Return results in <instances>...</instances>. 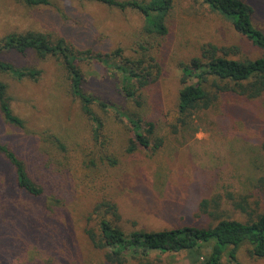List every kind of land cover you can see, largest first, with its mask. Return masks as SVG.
Instances as JSON below:
<instances>
[{
	"label": "rangeland",
	"instance_id": "1",
	"mask_svg": "<svg viewBox=\"0 0 264 264\" xmlns=\"http://www.w3.org/2000/svg\"><path fill=\"white\" fill-rule=\"evenodd\" d=\"M242 1L253 10L254 27L264 32V0ZM166 25L164 37L146 39L154 44L150 54L160 73L159 105L152 119L163 144L155 153L138 145L127 153L134 131L115 111L127 113L133 108L120 94L123 74L118 68L142 56L139 44L146 37L141 34L140 15L73 0H52L48 6L32 8L0 0V39L11 33L36 32L55 43L63 40L84 76L85 92L109 107L106 113L98 112L106 128L94 140L90 123L82 115L79 101L70 95L67 74L56 58L39 59L33 52L2 56L19 68L38 70L40 75L32 81L0 73L12 111L24 122L23 129H16L0 118V140L28 163L30 159L36 162L37 167L29 168L38 181L42 172L46 173L41 169L44 165L55 171L54 176L61 175L63 197L47 187V197L34 198L16 193L10 186L16 201L51 216V226H57L58 231L49 236L46 230L49 254L30 248L28 242L8 251L4 243L10 239H4L0 231V264H110L105 251L95 247L86 234L89 229L97 233L99 219L92 210L101 201L116 206L114 216L101 212L127 234L207 227L220 219L247 222L264 211V203L258 204L252 195L264 173V94L257 99L233 92L220 94L212 107L195 113L189 128L172 132L183 87L181 64L200 57L208 45L224 49L237 60L255 59L261 52L227 20L211 12L203 0H172ZM85 51L101 59H86ZM195 82L192 77L188 83ZM205 88L214 90L210 84ZM0 174L12 176L1 160ZM243 202L245 210H240L237 204ZM204 254V250L197 254L152 252L144 257L127 256L122 264H199L197 259L202 261ZM237 259L241 264H264V258L253 256L247 245L239 248ZM221 264L230 263L224 258Z\"/></svg>",
	"mask_w": 264,
	"mask_h": 264
},
{
	"label": "trees",
	"instance_id": "2",
	"mask_svg": "<svg viewBox=\"0 0 264 264\" xmlns=\"http://www.w3.org/2000/svg\"><path fill=\"white\" fill-rule=\"evenodd\" d=\"M14 1L32 8L48 6L52 0ZM73 1L96 3L120 12L133 11L140 15L141 34L146 37L143 44H139L142 56L135 61L127 60L118 68L123 74L120 94L125 102L131 104L133 112L115 111V115H123L134 131V140H131L133 144L127 148V153H131L137 145L155 153L163 144V140L156 136V125L152 119L159 105L157 82L160 73L150 54V46L154 44L149 40L162 38L167 34L166 21L172 9V0ZM203 2L211 12L227 20L234 31L248 40L261 55L255 59L237 60L230 58L224 49L208 45L203 48L200 57L193 58L188 64H181L180 83L183 87L178 94L177 118L172 125L174 133L189 128L195 113L212 107L220 94L233 92L247 99H257L264 94V32L254 27L251 6L242 0ZM146 39L149 40L146 42ZM26 52H33L39 59L54 57L60 62L67 74L69 93L79 101L81 113L90 123L92 136L94 140L98 139L106 128V123L98 112L106 113L109 107L85 92L84 76L72 59L71 48L63 40L55 43L42 33H11L0 39V73L9 74L16 80L36 81L40 75L38 70L19 68L2 58L6 54L22 55ZM84 56L89 60L101 59V56L93 55L90 51H85ZM192 77L196 82L190 84L188 82ZM219 82L224 83L223 86ZM230 83L233 85L229 86ZM209 84L214 90L205 88ZM10 101L7 85L0 81V118L12 128L23 129L24 122L13 113ZM55 144L63 149L59 141L56 140ZM261 149L264 155V142ZM0 160L12 171L11 178L0 174V231L4 239H10L4 243L6 249L10 251L28 242L30 248L43 249L49 254L50 249L45 247V233L49 230L48 235L52 236L51 234L58 231V227L51 226L53 219L48 214L16 201L10 195V186L16 193L34 198L47 197V187L63 197L61 175L54 176L57 175L55 171L44 165L41 169L46 173L42 172L41 181H38L37 174L29 168V165L37 167L36 162L30 159L28 163L8 143H2L1 140ZM252 195L256 196L258 204L264 203V173L257 180ZM244 203L237 204V207L245 210ZM202 204L205 205L206 201ZM102 210L111 216L116 215V206L113 203L101 201L92 210V215H97L99 219L97 233L89 229L86 234L95 247L105 251V260L110 264H122L127 256L144 257L152 252L197 254L203 250L205 254L202 261L197 259L199 264H221L224 258L230 264H241L237 259V252L242 245H247L253 256L264 258V211L249 218L247 222L220 219L213 226L207 227L134 230L127 234L107 220ZM34 224L38 225L35 229Z\"/></svg>",
	"mask_w": 264,
	"mask_h": 264
}]
</instances>
